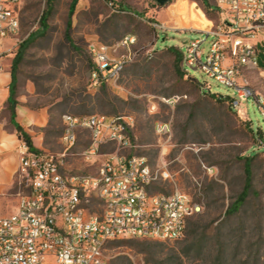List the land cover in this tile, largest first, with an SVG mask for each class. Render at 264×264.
<instances>
[{
    "label": "rangeland",
    "instance_id": "374dc122",
    "mask_svg": "<svg viewBox=\"0 0 264 264\" xmlns=\"http://www.w3.org/2000/svg\"><path fill=\"white\" fill-rule=\"evenodd\" d=\"M46 2L18 1L22 38L38 28ZM71 2L55 0L46 36L26 49L16 72L18 103L46 114L40 150L53 155L64 152L60 137L65 114L130 117L135 148L123 150L108 144L99 149L97 157L86 160L90 136L79 130L76 145L63 158V173L94 174L105 153L144 156L152 168L165 165L173 179L158 180L150 193L178 189L200 207L188 219L179 240L112 241L104 251L107 263L264 264V119L258 105L250 97L233 113L227 101L210 98L203 87L229 97L233 96L231 89L192 68L180 78L168 52V47L182 51L194 40H204L201 49L208 50L210 38L203 30L218 23L215 0H207L209 7L203 0H171L164 5L156 0H78L69 17ZM126 36L135 38L133 61L115 83L88 90L93 67L89 44L112 46ZM16 53L6 59L9 70ZM258 67L262 68L259 59ZM191 77L197 85L191 83ZM247 80L253 92L264 97V73L250 69ZM172 96L181 98L173 107L161 101ZM8 116V109H3L0 121H7ZM157 123L169 124V133L158 135ZM6 125L11 128L9 121ZM251 151L257 152L252 163V191L243 207L227 216V208L242 190V158ZM16 152L19 156V145ZM202 164L214 167L216 177L207 176ZM25 194L26 181L17 169L10 191L0 195V215L12 213ZM89 200L90 207L97 209L96 197L91 195Z\"/></svg>",
    "mask_w": 264,
    "mask_h": 264
},
{
    "label": "built area",
    "instance_id": "2783aa9c",
    "mask_svg": "<svg viewBox=\"0 0 264 264\" xmlns=\"http://www.w3.org/2000/svg\"><path fill=\"white\" fill-rule=\"evenodd\" d=\"M19 0H0V72L6 59L26 37H21ZM218 23L203 32L210 38L190 41L182 53L185 73L192 68L232 90L230 106L237 112L242 102L253 97L264 119V97L256 95L247 72L258 67L264 47V0H215ZM135 38L126 36L115 45L91 42L88 51L93 67L88 90L115 83L133 61ZM118 49L124 53L118 54ZM189 75V74H188ZM205 92L210 87L204 85ZM181 98L161 101L173 107ZM154 108V106L152 107ZM238 113V112H237ZM132 120L127 116H62L61 144L65 150L53 155L19 144V176L26 181L27 194L21 195L17 209L0 217V264H108L104 251L117 240L176 241L185 231L187 220L200 211L190 196L178 189L168 194L150 193L158 180L172 181L165 165L152 168L144 156L105 153L94 174L66 176L63 158L76 145L78 131L90 136L84 153L90 160L102 146L135 148L130 137ZM155 131L165 136L167 123H157ZM204 173L216 177L214 167L202 164ZM94 195L98 208L90 207Z\"/></svg>",
    "mask_w": 264,
    "mask_h": 264
},
{
    "label": "trees",
    "instance_id": "16d2710c",
    "mask_svg": "<svg viewBox=\"0 0 264 264\" xmlns=\"http://www.w3.org/2000/svg\"><path fill=\"white\" fill-rule=\"evenodd\" d=\"M170 2L171 0H167ZM78 0H72L70 4V12L69 17L73 14V11L75 9V6L77 4ZM54 3L55 0H47L45 9L40 17L39 20V26L38 28L30 33L28 37L21 43L19 49L17 50L16 56L13 60V63L10 67V77L11 81L9 84V97L7 101V109L9 112V121L11 125L14 127L17 136L20 140H23L26 142V144L30 147V149L35 150L36 149L32 145V141L30 136L23 130V128L16 122V113L15 109L18 106V101L16 99V92H15V83H16V72L18 69V65L22 61V55L26 51V49L34 42L36 39L43 38L46 36L48 31V20L50 19L53 10H54ZM203 5L208 6L207 0H203ZM215 11V9H213ZM206 12V11H205ZM69 29H70V23H67V30L65 33V37L68 39L69 37ZM168 52L173 56V64L174 67L180 76V78H183L185 75V71L182 67V53L179 48L176 47H168ZM259 60H260V66L264 69V48H262L259 51ZM191 83L197 85V81L191 77L190 79ZM205 95L210 96V98L216 99V101L225 102L227 101L229 104V107L233 113L236 111L233 110L230 106V98L229 96H221L217 94H212L208 92H204ZM217 96V98H215ZM237 113V112H236ZM250 122V121H249ZM250 132L254 134V137H256L257 132L253 130L252 127L249 128ZM260 148V147H259ZM257 155V152L251 151L247 156H244L242 158L243 160V186L241 192L238 194L234 202L230 204V206L226 210L227 216H231L236 214L246 203L247 198L249 197L251 191H252V163ZM188 221V220H187ZM186 228V227H185ZM157 246L160 245V243H156ZM152 247V246H151ZM152 254V253H150ZM244 264H248V262H245Z\"/></svg>",
    "mask_w": 264,
    "mask_h": 264
},
{
    "label": "crops",
    "instance_id": "0c3cea01",
    "mask_svg": "<svg viewBox=\"0 0 264 264\" xmlns=\"http://www.w3.org/2000/svg\"><path fill=\"white\" fill-rule=\"evenodd\" d=\"M262 48L264 47H261L260 50ZM10 81L9 63L5 62L3 70L0 72V112L7 108ZM15 113L16 122L30 136L33 147L36 150H40L41 129H43L46 124L45 112L42 110H31L18 104ZM7 121H9V116ZM7 121H0V195L10 191L16 171L19 167V156L16 152V148L20 144V139L12 125L11 128L7 127ZM17 205L12 213L16 211ZM10 214L0 215V217Z\"/></svg>",
    "mask_w": 264,
    "mask_h": 264
},
{
    "label": "water",
    "instance_id": "95a60500",
    "mask_svg": "<svg viewBox=\"0 0 264 264\" xmlns=\"http://www.w3.org/2000/svg\"><path fill=\"white\" fill-rule=\"evenodd\" d=\"M156 2H157L159 5H164V4H166L168 1H167V0H156Z\"/></svg>",
    "mask_w": 264,
    "mask_h": 264
},
{
    "label": "bare ground",
    "instance_id": "6f19581e",
    "mask_svg": "<svg viewBox=\"0 0 264 264\" xmlns=\"http://www.w3.org/2000/svg\"><path fill=\"white\" fill-rule=\"evenodd\" d=\"M200 10V9H199ZM208 28L204 29V30H207Z\"/></svg>",
    "mask_w": 264,
    "mask_h": 264
}]
</instances>
